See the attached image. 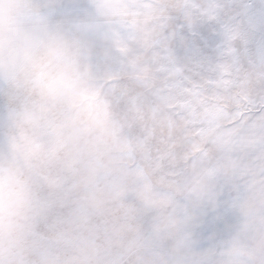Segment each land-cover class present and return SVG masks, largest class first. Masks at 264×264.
Segmentation results:
<instances>
[{"label":"snow or ice","instance_id":"6c2138e0","mask_svg":"<svg viewBox=\"0 0 264 264\" xmlns=\"http://www.w3.org/2000/svg\"><path fill=\"white\" fill-rule=\"evenodd\" d=\"M30 7L81 30L101 85L103 118L79 104L49 115L22 111V85L0 76V154L36 188L55 264H218L233 234L264 264V0ZM225 194L234 222L206 235L203 213Z\"/></svg>","mask_w":264,"mask_h":264},{"label":"clouds","instance_id":"9594fccd","mask_svg":"<svg viewBox=\"0 0 264 264\" xmlns=\"http://www.w3.org/2000/svg\"><path fill=\"white\" fill-rule=\"evenodd\" d=\"M100 14L115 0H88ZM31 0H0V76L22 85V111L49 115L79 104L103 118L101 85L88 59L80 29L49 28L31 10ZM21 127L28 128L27 121ZM38 193L27 174L9 155L0 154V264H55L61 255L51 225L37 213ZM249 244L241 235L226 238L218 264H247Z\"/></svg>","mask_w":264,"mask_h":264},{"label":"rangeland","instance_id":"374dc122","mask_svg":"<svg viewBox=\"0 0 264 264\" xmlns=\"http://www.w3.org/2000/svg\"><path fill=\"white\" fill-rule=\"evenodd\" d=\"M60 3L66 6L83 7L87 0H60ZM195 31L205 40V47L211 51L219 37L212 31V27L206 21L198 22L195 26ZM228 199L227 194L221 196L218 206L215 210L207 209L203 213L202 225L205 234H211L213 231L223 229L227 223L234 222V216L226 211L225 201Z\"/></svg>","mask_w":264,"mask_h":264}]
</instances>
